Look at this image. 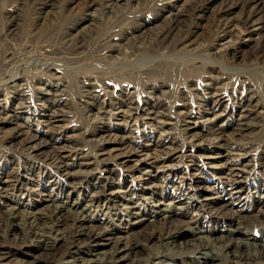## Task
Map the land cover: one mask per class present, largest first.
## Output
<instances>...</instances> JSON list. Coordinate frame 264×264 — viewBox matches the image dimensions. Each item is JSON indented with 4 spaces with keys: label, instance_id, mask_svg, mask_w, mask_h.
<instances>
[{
    "label": "rangeland",
    "instance_id": "obj_1",
    "mask_svg": "<svg viewBox=\"0 0 264 264\" xmlns=\"http://www.w3.org/2000/svg\"><path fill=\"white\" fill-rule=\"evenodd\" d=\"M241 1L0 0V223L8 228L12 213L22 219L34 212L44 220L55 205L65 207L67 214L86 212L97 230L107 227L104 238L99 245L76 249L54 263L82 264L79 256L94 258L109 249L107 237L125 238L130 230L149 234L157 207L164 208L174 199L188 203L223 194L228 200V187L221 175L236 171L246 191L242 200H232L233 205L243 215L257 213L263 218L264 205H259L263 210L256 208L254 212L253 197L264 194V21L256 14L246 27ZM260 8L264 14V5ZM227 20H232L236 38L223 35L219 29ZM77 44L83 48L71 52ZM192 58L204 68L203 79L193 75L196 70L191 65L196 62ZM47 68L53 69V77H47ZM138 75L142 80H154L148 81L157 86L159 80H167L170 75L164 86L169 88V95L161 97L158 87L154 94L146 95L148 84L141 89L135 82ZM206 84L213 87L208 89ZM42 88L51 91L38 93ZM108 88L112 95L105 92ZM89 89L96 93L95 99L87 96ZM215 92L217 95H213ZM182 94L186 95L190 113L184 116L180 114ZM20 97L28 98L23 106L18 104ZM120 97L141 103L142 108L155 106L167 113L175 127L161 136L162 131L152 126L158 117L154 112L143 115L140 121L106 115L104 110L102 119L88 120L82 113L84 105L91 110L101 104L107 106L104 101L117 102ZM251 104H258V111H246ZM55 105L64 109V115L51 114ZM230 128L235 131V144L248 143L239 154L210 139L215 129ZM27 131L50 142L41 158L17 150L5 140L25 138ZM109 131L126 136L131 147L122 148L118 141H110L109 152L100 150V139ZM192 133L203 135L194 145L188 139ZM58 146L64 162L61 166L45 158ZM146 153L170 157L176 166L158 168L152 158L141 159ZM67 171L71 174H64ZM198 207L184 216L173 209L178 217L198 222L186 228L176 242L141 239L136 251L121 253L118 264H132L136 257L146 258L156 250L174 254L175 264H209L206 255L195 253L193 245L188 244L201 242L194 239L199 236H204L202 242L212 243L209 253L219 254H224L220 248L226 240L245 243L248 237H255L264 242V224L244 219L230 223L205 209L200 213ZM143 215L147 216L145 221L135 224ZM8 247L17 252L14 244ZM23 252L20 258L32 260L41 249L33 244ZM161 259L151 258L149 264H165ZM223 259L222 264L231 263L228 257Z\"/></svg>",
    "mask_w": 264,
    "mask_h": 264
},
{
    "label": "bare ground",
    "instance_id": "obj_2",
    "mask_svg": "<svg viewBox=\"0 0 264 264\" xmlns=\"http://www.w3.org/2000/svg\"><path fill=\"white\" fill-rule=\"evenodd\" d=\"M108 4H110V2ZM241 5L245 10V15L242 17L244 19L242 22L245 24L246 27L248 25H250V23L253 21V18H254L253 16H255L256 14H259L258 19L264 21V14H262V10L260 8V7H262V5H264L263 0H242ZM111 6L114 7L115 5L112 4ZM117 6H119V5H116V7ZM120 7H121V5H120ZM231 21L232 20H229V21L227 20L226 22L224 21V23L221 22L219 29H221V32H223L222 33L223 35L228 36V37L234 36L236 38V36H238V35L236 33H234V29L231 28V26H232V24L230 23ZM223 25H226V27L223 28ZM160 34H161V32H160ZM161 36H162V34L160 35V37ZM234 37H232V38H234ZM162 41H163L162 42V44H163L164 40H162ZM107 43H109V42L107 41ZM111 43H112V41L109 44H111ZM171 44H172V42H171ZM158 45H161V44H158ZM114 46H116V45L114 44ZM175 47H176V45L174 46V48ZM82 48H83V45L78 46V44H77V46H74L72 49H70V51L74 52V53H78V51ZM165 48H167V47H165ZM111 49H112V47H111ZM170 51H172V50H170ZM72 55L74 56V54H72ZM171 55H173V54H171ZM75 57L79 59L78 56L75 55ZM179 58H181V57H178V59ZM168 60H170V59H168ZM191 60H193V58ZM195 60H196V58H194V60H193L194 63L196 62ZM76 61H78V60L76 59ZM189 61H187V63ZM175 62L176 61H174V63H173L174 65L176 64ZM182 62L183 61H181V63ZM190 64H191V62H190ZM200 64L201 63L196 62L195 64L191 65L192 69L196 70V71H194L195 73L192 71L194 73L193 75H195V77H197V79L199 76H201V77H199V80L201 78L203 79L202 75L205 74L204 70H202L204 68H202V65H200ZM167 65H166V67H168L170 65V63L168 66ZM181 65H183V64H181ZM170 67H172V66H170ZM183 67H185V66H183ZM164 68L165 67H163L162 70L164 72L166 70V72H167V69H164ZM52 70L51 69L49 70L47 68L46 72H49L48 76H47L48 78H51L55 75V73L52 72ZM171 70H172V68H171ZM186 72H188V70ZM138 73H140V75H141V71H139ZM149 75L150 74H148V77H149ZM156 75H154V76H156ZM187 75H188V73H187ZM224 75H226V74H224ZM138 76H136V77H138ZM154 76H152V77H154ZM189 76H190V78L194 77L191 75H189ZM221 76H222V74H221ZM141 77L137 78L135 80V82H139L138 86L141 89L143 88L144 84H148V86L146 87V90H145L146 95L154 94V90L156 89V87H158V89H156V90H157V92L159 91V95H161V97L164 98V96L169 95V94H167V91H166V89H169V88L165 89L164 86H166V83L168 82L167 80L170 78V75L168 76L169 78L167 77L168 79L166 78L167 80H164V79L161 81L159 80V83H158L159 86L152 84V81H154V80H152V79L142 80ZM157 77L159 79V76H157ZM172 77H173V75H172ZM162 78H165V76ZM85 79H86V77H85ZM85 79L83 78V80H82V78H81L83 83H85V81H86ZM176 79H177V77H176ZM215 79H216V81H218L219 77L215 76ZM148 80H152V81H148ZM188 80H190V79H188ZM184 81L186 82V79H184L183 82ZM22 86H23V89H25V87H24L25 85L22 84ZM169 86H170V84H169ZM205 86L208 89H211L213 87L212 85L210 86V84H206ZM221 86H219L218 89H222ZM108 89H106L107 91H105V90L104 91L107 92V94L112 95L113 91H111L110 88H108ZM195 89H197V88L195 87ZM208 89H205V90L208 92V94H210V91H208ZM46 90L51 91V89H43L42 88V89H39L37 92L40 93V92H43ZM247 90L249 92L250 91L254 92V89H252V87H248ZM263 90H264V88H263ZM86 93L89 94L87 96H89L92 99H95L97 97L96 93H94V91L92 89H89L88 92H86ZM155 93H156V91H155ZM180 94L181 93H179V96H180ZM213 95H217V93L215 92ZM158 97H160V96H158ZM181 97L182 98H180V100L183 102V103L181 102V105H182L181 108H183V109H181L180 114L182 116H184V115L190 114L188 111L189 104L184 99V98H186V95H183ZM122 98L121 97L118 98L121 101L119 100L117 102L104 101L105 103H107V106H101V105H104V104H101L99 107H96L95 109L91 108V110L88 108V105H84V106H82L83 107L82 113H84L86 115L85 117H87L88 120L102 119L101 118V115H102L101 111L104 110V112H107L106 115L113 113L114 115H121V116H124L127 118L132 117V119L134 121H140V119H142L143 115H146L148 117L149 114L154 112L158 117L156 118V121H154L152 123V126H153V128H155L159 131H162V133H160L161 136H164V133L169 134L170 130L172 129V126L175 127L174 123H173L174 121L172 122V119H170V117L167 116L166 112H165L166 113L165 114L163 111L162 112L158 111L157 109H155V106H152V107L144 106L142 108L141 103H139L140 105L135 104V102L133 100H131V101H128L126 99L122 100ZM115 99L116 98H114V100ZM19 101L20 102L18 104L20 106H23L28 101V98L20 97ZM114 104H116V105H114ZM50 110H51V114H57L58 112H62L61 114L64 115V112H65L64 109H60V108L58 109L57 105L53 106V108ZM245 110L248 112L258 111V104H255V105L251 104L248 107H246ZM147 125H151V124L147 123ZM185 127L187 129L188 126H185ZM226 130L215 129L210 134V139L214 140L215 143H217L219 145H223L227 149L229 148V150H233L232 152H235V153L237 152L238 154L241 153V151L246 150L244 148L246 147V145H248L247 142H239L238 141L239 143H237V144H235L233 142V140H234L233 136L235 134L234 128H230V129H226ZM106 133H107V135L102 136V139H100V140H102V142L100 144L103 143L100 146V150H102L104 152H109L111 149L107 150V146H108L107 143H109L110 141H114V142L118 141L119 146L122 148L131 147L130 146L131 144L127 141L126 136H122V135H118V134L115 135L114 133H111L110 131L106 132ZM202 137H203V135L201 133H192L191 135L188 136V139H190L189 140L190 143H192V145H194V143ZM112 139H114V140H112ZM5 140L7 141L8 144H11L10 146H12V147L16 146V147H18L17 150H20V151H27L29 154H32V156L35 158L36 157L41 158V156H42L41 154H43V152H44L43 150L45 149L44 147L47 145H50V142L45 137L38 136L37 134L29 133L28 131L26 133L25 138H19V136H16V137L13 136L12 138L11 137L5 138ZM170 145L174 150L177 149V147H178L177 145H175L172 142L170 143ZM234 146H235V148H233ZM59 147L60 146L53 147L52 152L45 155L46 159L47 158L52 159V163L54 165H57V166H61L64 163L63 159L60 157V155H58ZM62 148H65V145H63ZM141 157H142L141 158L142 160H143V158H145V159L152 158L153 159L152 163L155 166H157L158 168H163V167L164 168H166V167L173 168L176 166L170 157H164L161 154L160 155L159 154L153 155L152 153H146V154L141 155ZM141 159H138V161L139 160L141 161ZM66 170H68V169L63 170L62 172L66 171ZM234 171H236V170H234ZM64 174L70 175L71 173L69 171H67ZM238 175H239L238 171L229 173L227 176L223 175L224 177L221 175L222 179L224 180L223 183H225L226 186L228 187V190L226 189L227 190L226 195L229 196L228 200L225 198V195H223V194H221V195L217 194L216 197L206 196V197L202 198V200L195 198L193 201H187L188 203L181 202L182 201L181 198L177 201H176V199H174V200H172V202L166 203L164 208H162L160 206L157 207V209H158L157 210V212H158L157 218H156L155 222L153 221L154 222L153 230L150 231L149 234H141V233L137 232L139 230L133 231V232H131L132 230H130L129 231L130 233L126 236L128 238L125 241V245L124 244L121 245L122 242H124V241H122V239L126 238V237L124 238V236L123 237L120 236L118 238L117 237H107L106 238L107 242L108 243L110 242L109 243V246H110L109 249L101 252L99 255L96 254L94 258L93 257L86 258L83 256H79V259L82 261V264H118V262L120 261V259H122V256H123V255H121V253L123 251L128 252V253H132V252L136 251L138 244H140V242H141V239H149V240L167 239L168 242L169 241H171L172 243L176 242V239L179 238V236L181 234H183V231L186 232V230H187L186 228H189L192 224H196L198 222L195 221V223H193V220L186 221V220L182 219V217H178L176 215V214H178V212H176L177 210L176 211L173 210L175 208H177L181 211L182 216H184L185 213L191 211V209H194V208L199 206L198 209H200L199 210L200 213L202 212L201 211L202 209H205L203 211H207L211 215L216 216L218 218H220V217L224 218V219H226L227 222H230V223H232L233 221H236V220H237L236 222L238 223L239 220L244 219V221L248 222V223L256 222V223H260L263 225L264 224V217L262 218V216L261 217L257 216V213L256 214L252 213V215L251 214L243 215L241 213L242 210H239L240 208L233 205L232 200L233 199H234L233 201L240 200V199L242 200L243 194L246 191V189L243 187V185L240 182H238ZM48 196L51 197L52 196L51 193H48ZM253 200H254V206H255L253 208V211L255 212L256 208H260L259 205L260 206L264 205V194H261L259 196L254 195ZM219 201H221L223 203H218ZM178 203L180 205H178ZM162 204H163V202H162ZM203 207H205V208H203ZM259 210H263V209L260 208ZM146 215L149 216L148 214H146ZM146 215H143L140 220L137 219L135 221V224H139V223H142L143 221H145V219L147 217ZM10 217H12V218L10 219L11 220L10 225L8 224V228H7L6 224L0 223V264H54L56 261L61 260L64 257L73 253L76 249H82V248H89L90 249L96 245H99L100 241L102 240V237L105 236V234L103 235V232L107 229V227H104L103 230H97V226H95L94 223H91L94 221V219L90 218V215H87L86 212H82L81 214H70V213L67 214L66 208L62 207L61 205H55L52 208L51 212L49 214H46V217L44 220L42 218L38 217L37 214L34 212H31V213L25 215L24 217L21 216L22 219L20 218V215L18 216L15 213H12ZM68 219L70 221H68ZM18 220H19V222H18ZM50 223H52V224H50ZM13 231H19L21 234L16 235ZM131 235H133V236H131ZM199 237L194 238V239H199V241H201V242H198V243L197 242L196 243L189 242L188 244L193 245L192 248H193V251L195 253H199V254L201 253V254L206 255L208 257V259H210V261H211L209 264H222L224 261L223 258H226V257H228L229 258L228 261L231 262L229 264H264V242L259 241L255 237H252V238L248 237V240L245 239L246 240L245 243L240 241V240L234 241V239L226 240L225 244L220 248L224 252V254H219V252L218 253H215V252L209 253L208 249L210 250V248H212L210 246V244H212V243H210V242L204 243V242H202V240L204 239V236L203 237L199 236ZM10 243L14 244V247L17 250V252H15V251L13 252L12 249H9L8 244H10ZM33 244H35L36 247H39L41 249V252L38 254H35V256L32 260L20 258L19 254L24 253L23 250H25V249L29 250V248ZM133 248H136V249L133 250ZM42 253H44V254H42ZM44 255H45V257H44ZM151 258H154V259L155 258H164L163 260L162 259L161 260L165 264H175L176 256L174 254L169 253V252L167 253V252H164L162 250H156L155 252L150 253L146 258H142V257L137 258L136 257L132 261V264H149L151 261L150 260ZM204 264H207V263L204 262Z\"/></svg>",
    "mask_w": 264,
    "mask_h": 264
}]
</instances>
